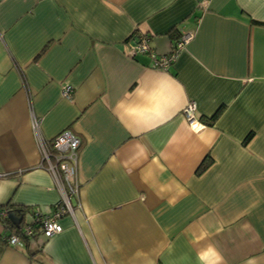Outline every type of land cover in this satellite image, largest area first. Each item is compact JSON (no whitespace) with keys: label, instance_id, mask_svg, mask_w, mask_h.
Masks as SVG:
<instances>
[{"label":"crops","instance_id":"0c3cea01","mask_svg":"<svg viewBox=\"0 0 264 264\" xmlns=\"http://www.w3.org/2000/svg\"><path fill=\"white\" fill-rule=\"evenodd\" d=\"M262 23L264 0H0V204L62 196L32 115L79 138L62 231L11 245L0 222V264H264Z\"/></svg>","mask_w":264,"mask_h":264},{"label":"built area","instance_id":"2783aa9c","mask_svg":"<svg viewBox=\"0 0 264 264\" xmlns=\"http://www.w3.org/2000/svg\"><path fill=\"white\" fill-rule=\"evenodd\" d=\"M191 37V32L181 33L175 43V48L170 50L169 54L160 57L152 55L153 66L167 67L175 60L178 51ZM147 38L145 34L139 36L134 43L130 44V49L135 52H150ZM71 93L72 87L65 83L61 88V95L70 99ZM194 111L195 104L192 101L182 109V113L190 126L197 123ZM31 127L36 133L40 145V165L49 172L56 184L62 187V196L50 213H43L42 216H39L40 210L35 208L34 222H40L42 236L50 238L62 231V226L59 223L60 217L65 213L72 214L73 211L70 197L76 196L79 188V183L74 175L79 138L69 129H64L55 134L48 142H45L37 133L38 121L34 115H32ZM34 231L35 227L32 222L21 225L19 233H12L7 237V243L11 245L24 243L26 242L25 237L31 238Z\"/></svg>","mask_w":264,"mask_h":264},{"label":"trees","instance_id":"16d2710c","mask_svg":"<svg viewBox=\"0 0 264 264\" xmlns=\"http://www.w3.org/2000/svg\"><path fill=\"white\" fill-rule=\"evenodd\" d=\"M262 24H264V23H262ZM169 35H170V37H171V39L173 41L172 48H171V50H172V49L175 48V43L178 40V38L180 37L181 32H179L178 30L174 29L172 32L169 33ZM221 109H222L221 107L218 108L212 114V116H210L208 119H206L205 120L206 123H208V124L212 123L216 119L217 115L220 113ZM204 161L202 162L201 167H204L205 165H207L208 162H209V159L206 158V159H204ZM9 175L10 174H7L6 176H9ZM35 208H36L35 206H24V205H20L19 206V205H15V204H12V203H9V202L5 203V204H0V222H2L4 224V226L7 228L6 236L2 237V241L4 243H6L7 237L10 234L19 233L20 232V226L24 225V224H27L29 222H32L34 227H35V231L32 233L31 237H37L39 235H42L41 234V228H40L41 227V223L40 222H34V220H35L34 218L36 216V214H34L35 213ZM9 211H15L16 215H18L20 217V224H19L18 227L15 226L14 224H12V222L8 219L7 214H8ZM1 212H3V213H1ZM26 215L31 217V219L28 220V221L25 220ZM42 215H43V213H39V216H42ZM44 238H46V237H44ZM25 239H26V242H27V240H29L30 237H25Z\"/></svg>","mask_w":264,"mask_h":264},{"label":"water","instance_id":"95a60500","mask_svg":"<svg viewBox=\"0 0 264 264\" xmlns=\"http://www.w3.org/2000/svg\"><path fill=\"white\" fill-rule=\"evenodd\" d=\"M8 219L14 224L15 226H19L20 224V217L16 215L15 211H9L7 214Z\"/></svg>","mask_w":264,"mask_h":264},{"label":"rangeland","instance_id":"374dc122","mask_svg":"<svg viewBox=\"0 0 264 264\" xmlns=\"http://www.w3.org/2000/svg\"><path fill=\"white\" fill-rule=\"evenodd\" d=\"M29 216L28 215H26V219L28 218Z\"/></svg>","mask_w":264,"mask_h":264}]
</instances>
